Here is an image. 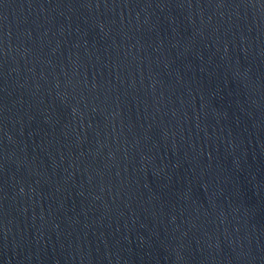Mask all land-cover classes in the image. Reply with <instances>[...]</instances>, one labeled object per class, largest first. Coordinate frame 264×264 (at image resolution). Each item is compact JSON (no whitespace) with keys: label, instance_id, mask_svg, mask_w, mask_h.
<instances>
[{"label":"water","instance_id":"water-1","mask_svg":"<svg viewBox=\"0 0 264 264\" xmlns=\"http://www.w3.org/2000/svg\"><path fill=\"white\" fill-rule=\"evenodd\" d=\"M0 264H264V0H0Z\"/></svg>","mask_w":264,"mask_h":264}]
</instances>
